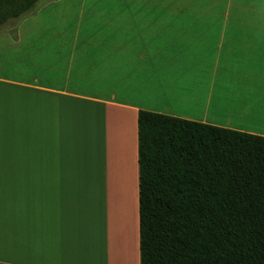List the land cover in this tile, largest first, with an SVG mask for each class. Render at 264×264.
<instances>
[{
	"label": "crops",
	"instance_id": "1",
	"mask_svg": "<svg viewBox=\"0 0 264 264\" xmlns=\"http://www.w3.org/2000/svg\"><path fill=\"white\" fill-rule=\"evenodd\" d=\"M205 4L40 0L0 29V264H141L140 111L264 137V0Z\"/></svg>",
	"mask_w": 264,
	"mask_h": 264
},
{
	"label": "trees",
	"instance_id": "2",
	"mask_svg": "<svg viewBox=\"0 0 264 264\" xmlns=\"http://www.w3.org/2000/svg\"><path fill=\"white\" fill-rule=\"evenodd\" d=\"M40 0H0V29ZM141 264H264V137L140 111Z\"/></svg>",
	"mask_w": 264,
	"mask_h": 264
},
{
	"label": "rangeland",
	"instance_id": "3",
	"mask_svg": "<svg viewBox=\"0 0 264 264\" xmlns=\"http://www.w3.org/2000/svg\"><path fill=\"white\" fill-rule=\"evenodd\" d=\"M206 2H210L212 4L210 6H208V5L205 4L204 5V9H202V10H216V6H215L216 0H206ZM1 199H2V197H0V202H1ZM123 214H124V210H123ZM125 230H126V227H125Z\"/></svg>",
	"mask_w": 264,
	"mask_h": 264
},
{
	"label": "bare ground",
	"instance_id": "4",
	"mask_svg": "<svg viewBox=\"0 0 264 264\" xmlns=\"http://www.w3.org/2000/svg\"><path fill=\"white\" fill-rule=\"evenodd\" d=\"M126 180H127V179H126ZM128 186H129V185H128ZM124 196H126V195H124ZM125 198H127V196H126ZM129 198H130V197H129ZM128 200H129V203H128L127 199H125V201H127L126 203L129 205V206H128V205L125 204V205H126V208H127V206H128V208H129V209L127 208V210H128L129 212L125 214V216H126V222H128L127 218L130 219L129 214L131 215V212H130V211H131L130 199H128ZM127 215H128V217H127ZM129 222H130V221H129Z\"/></svg>",
	"mask_w": 264,
	"mask_h": 264
}]
</instances>
